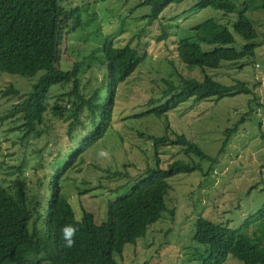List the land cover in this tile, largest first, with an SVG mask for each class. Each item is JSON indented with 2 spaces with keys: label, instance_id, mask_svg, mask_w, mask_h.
<instances>
[{
  "label": "trees",
  "instance_id": "16d2710c",
  "mask_svg": "<svg viewBox=\"0 0 264 264\" xmlns=\"http://www.w3.org/2000/svg\"><path fill=\"white\" fill-rule=\"evenodd\" d=\"M185 1L145 0L144 4L151 8L146 16L149 23L157 20L167 7ZM85 7L82 10L68 0H0V74L23 77L40 74L26 94L12 85L3 92L6 96H19L21 101L0 116V125L21 136L19 144L25 150L19 165L6 166L8 175L18 173L19 179L10 182L0 178V264H119L116 257H123L126 245H134L146 236L149 227L158 222L164 212L175 217V208L170 209L168 204L173 189L171 179L195 171L211 176L212 167L218 162L196 141L172 130L168 113L191 101L217 102L225 97L251 96L249 110L233 128L225 130V148L242 123L253 116L252 105L263 106L248 83L232 77L231 84H225L212 73L229 64L242 70L256 58L260 33L247 12L264 9V0H252L243 10L234 0H199L194 10L212 8L221 12L222 17L237 13L236 21L228 24L208 18L177 38L179 60L189 71H199L201 78L183 76L174 61L168 60L173 72L169 74L171 80H164L163 97H152L143 105L147 109L133 116L166 120L162 135L140 132L142 138L153 143L155 163L147 162L145 169L135 177L131 176L129 166L115 171L108 169L111 177L126 180L106 196L105 217L98 221L94 212L83 206L78 216L66 192L71 173L84 153L112 130L118 88L144 60L138 46L128 44L118 48L112 39L106 38L86 59L71 61L69 69L63 68V40L84 26ZM232 25L233 31L229 27ZM163 37H168L166 32ZM87 65L104 68L103 79L90 98L80 89ZM67 86L70 89L50 104L54 88ZM65 96L72 97L71 110L61 105L66 99L71 102ZM50 117L66 123L68 146L55 152L50 145L46 151L53 159L46 168L43 166L45 151L33 148L39 157L29 169L33 186H23L25 182L20 175H24L28 167L27 148L31 142L51 132ZM261 128L262 124L259 130ZM76 130L79 132L75 134ZM169 144L181 147L185 158L164 166L159 154ZM204 163L210 164L207 170ZM37 167L46 169L47 173L41 177ZM230 223L198 218L194 237L200 246L194 255L197 264H223L230 255L244 264H264V204L239 228H233ZM69 224L78 229L72 248L64 246L61 232L62 227Z\"/></svg>",
  "mask_w": 264,
  "mask_h": 264
},
{
  "label": "rangeland",
  "instance_id": "374dc122",
  "mask_svg": "<svg viewBox=\"0 0 264 264\" xmlns=\"http://www.w3.org/2000/svg\"><path fill=\"white\" fill-rule=\"evenodd\" d=\"M68 1L78 4L82 10L86 6L84 10L87 8V11L83 12L84 26L75 35L63 40V68L69 69L71 61L86 59L97 51L106 38L112 39L118 48L128 44L138 46L144 59L128 81L118 88L112 130L101 142L84 153L67 184V196L78 212L77 215H80L83 206L94 212L98 221H101L106 214V196L109 191L115 190L126 180L111 177L107 170L115 171L129 166L131 176L135 177L141 174L147 162L155 163L153 143L142 138L140 132L162 135L166 120L152 116L135 119L133 116L147 109L143 105L152 97H163L162 92L166 87L164 80H169V74L173 72L168 60L174 61L183 76L201 78L199 71H189L179 60L177 38H180L183 31H190V28L208 18L234 23L237 13L222 17L221 12L212 8L194 10L199 0H186L167 7L157 20L149 23L146 16L151 13V8L144 4L145 0ZM234 1L243 10L252 0ZM247 14L260 33L256 58L252 60L255 64L252 62L242 70L229 64L212 75L225 84H231L232 77L248 83L263 106L259 107L255 103L252 105L253 116L242 123L225 148L224 132L229 127L233 128L241 120L242 114L249 110L248 100L251 96L225 97L217 102L191 101L168 113L172 130L196 141L208 154L217 158L218 162L213 165L211 176L205 177L200 171H195L190 174L182 173L171 179L173 189L168 197V204L170 209L175 208V217L168 211L164 212L162 218L149 227L146 236L138 239L134 245H126L123 257H116L119 264H197V257L194 255H197L195 253H198L200 246L194 237L198 218L206 217L219 224L230 221L233 228H239L252 212L263 206L264 9L248 10ZM229 27L233 31V25ZM164 32L168 37H163ZM237 47L240 48V45ZM91 66L87 65L81 76L80 89L86 98H90L97 89L104 73L101 66ZM39 76L40 74L35 77L0 74V116L21 101L19 96H6L3 92L12 85L21 94H26L32 90ZM69 89L70 86L65 89L54 88L50 104L58 99L59 94ZM72 104V99L71 102L69 99L61 102L68 110L72 109ZM50 118L53 124L51 132L43 139L31 142L27 148L28 167L24 175H20L25 182L23 186H33L30 182L32 172L29 169L39 161L33 148L45 151L43 166L46 168L53 159L50 152L46 151L49 146H53L55 152L68 146L66 123L60 118ZM261 124L262 128L259 130ZM77 132L79 130L75 134ZM20 137L8 132L5 125H0V178H7L10 182L19 179L18 173L8 175L9 169L6 166L19 165L23 161L25 148L19 144ZM102 152L107 155H101ZM159 157L164 166L185 158L181 147L171 144L160 150ZM209 167L210 164L204 163L205 170ZM37 168L41 177L47 173L46 169ZM223 264L244 263L230 255Z\"/></svg>",
  "mask_w": 264,
  "mask_h": 264
},
{
  "label": "clouds",
  "instance_id": "9594fccd",
  "mask_svg": "<svg viewBox=\"0 0 264 264\" xmlns=\"http://www.w3.org/2000/svg\"><path fill=\"white\" fill-rule=\"evenodd\" d=\"M101 155H107L106 152H102ZM80 221L78 220L77 223H79ZM78 229L73 226V225H65L62 227L61 229V232H62V237H63V240H64V246L66 248H72L75 243H76V240H75V236H76V233H77Z\"/></svg>",
  "mask_w": 264,
  "mask_h": 264
}]
</instances>
